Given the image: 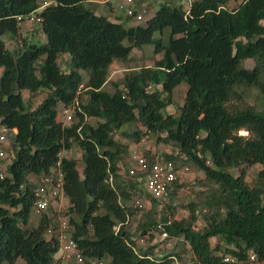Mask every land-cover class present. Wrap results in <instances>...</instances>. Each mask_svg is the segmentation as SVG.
<instances>
[{"label":"trees","instance_id":"1","mask_svg":"<svg viewBox=\"0 0 264 264\" xmlns=\"http://www.w3.org/2000/svg\"><path fill=\"white\" fill-rule=\"evenodd\" d=\"M231 1L166 0L144 24L126 26L120 15L97 14L85 0H50L39 12L40 0H0V124L16 129L9 136L14 157L0 176V264H59L58 213L49 208L27 226L35 201L31 177L56 167L68 199V232L83 264H187L186 246L188 264H247L250 253L264 264V0L229 7ZM32 12L41 17L42 44L21 33L24 20L36 22L26 19ZM5 34L20 44L8 48ZM144 45L160 57L108 79L115 62L128 64L132 50ZM64 54L68 72L59 64ZM247 59L254 61L250 68ZM182 82L183 103L175 106ZM251 87L261 108L230 107ZM44 89L35 107L23 96ZM76 101L72 120L61 121L59 106L63 111ZM170 105L176 112L165 111ZM150 134L179 154L147 148L141 152L149 163L158 155L180 161L200 171L199 184L208 187L196 192L197 200L174 204L185 185L174 182L165 197L151 198L132 227L145 208L129 205L135 186L125 169L129 144L117 136L137 144ZM74 147L79 159L60 157ZM255 164L261 168L248 180ZM179 207L187 214L178 217ZM155 232L161 242L176 239L174 248L158 253Z\"/></svg>","mask_w":264,"mask_h":264},{"label":"built area","instance_id":"2","mask_svg":"<svg viewBox=\"0 0 264 264\" xmlns=\"http://www.w3.org/2000/svg\"><path fill=\"white\" fill-rule=\"evenodd\" d=\"M193 1L186 0L188 4ZM140 2L141 0H121L117 9L124 12L125 16L127 15L131 19L141 22L149 18L151 13L144 5L139 6L138 3ZM47 4L48 1H44L35 12H39ZM18 18L20 19L21 17L19 16ZM26 19L40 22L41 17L36 16L32 12L26 16ZM118 72H120V69H110L108 79H111ZM77 103L76 101L72 108L63 109L64 121H69L72 118L73 110ZM15 131V128L11 129L6 125L0 124V176L4 175L6 167L14 157L9 136ZM3 144H7V146L3 147ZM164 150L166 152H173L176 155L179 154L178 151H173L169 146H166ZM61 154L62 152H60V157H63ZM180 156L183 155L180 154ZM125 169L127 177H130L135 183V186L132 188L130 205L137 211H140L146 207V200L165 197L168 190L172 188V184L176 181L181 182L190 168L187 164L172 159H165L162 155L156 156L155 160L149 163L146 156L138 148H134L128 154ZM31 181L36 183L33 211L35 213H41L52 208L54 212L58 213L59 223L56 232L52 230V227H49L46 232L48 236L55 232L59 242V248L55 254V258L60 260L59 264H83L85 258L78 248L77 243L70 237L67 218L65 215H60L66 212L68 206V199L65 197L62 187L63 174L61 170L56 167L46 175L39 176L38 178L31 177ZM140 241H142V238ZM224 260L227 262H236V258L230 255H226ZM89 262L90 264H104L103 259H91ZM247 264H258L255 254H249Z\"/></svg>","mask_w":264,"mask_h":264},{"label":"rangeland","instance_id":"3","mask_svg":"<svg viewBox=\"0 0 264 264\" xmlns=\"http://www.w3.org/2000/svg\"><path fill=\"white\" fill-rule=\"evenodd\" d=\"M44 1H50V0H40L41 4ZM166 0H141L140 5H144L145 7L148 8L149 12L151 13V15L155 12V10L160 6L161 3H163ZM180 1V0H177ZM240 0H232L228 6L229 7H233L236 6L238 4ZM121 2V0H85V3L87 6L92 7L95 12L97 14L100 15H105L112 18H115L117 15L115 14H122V21L124 22V24L130 25L131 23L135 24V23H140V24H144V21L141 22H137L135 19H129L128 21L125 19L126 16L124 14V12L119 11L118 8V4ZM182 2L185 4L186 1L182 0ZM149 13V14H150ZM21 33L23 36H25L27 38L28 41L30 42H34L37 44H42L45 42L46 37L45 34L42 31L41 25L39 22H28L27 20H24L21 24ZM157 35V33L155 34ZM3 38L6 40V44L7 47L10 49L16 48L20 42L17 41L16 38H11L8 34H5L3 36ZM68 56V54H66V57ZM132 56V61H130L128 64L127 63H121V62H115L113 64V66L110 69H120V72H118L117 74H114L112 76L113 79L118 78L119 76H121L122 72L124 70H126L129 67H140L141 65H151L154 61L155 58H159L160 55H155L153 52V47L151 45H144L142 48H134L132 50L131 53ZM69 57V56H68ZM60 66L62 68V70L64 72H68L69 71V67H68V63L66 58L64 57V55H61L60 57ZM254 64V61L251 59H247L245 61V63H243V65H245L246 67H252ZM80 72L82 73L83 77L86 79L87 77V73L85 70H80ZM111 78V79H112ZM106 88L110 89L109 84H106ZM187 89V84L185 82L180 83L174 91V101H175V106L176 105H182L183 103V97L184 94L186 92ZM242 89V88H240ZM46 90H42L38 93H36L33 96H30V94L27 91H23V96L25 98L26 101H30L32 107H35L37 104H39L41 102V100L43 99V97L46 94ZM174 105H170L166 108V112L168 113H174L176 112V109L174 107ZM230 107H234V108H242L245 106H251L254 108H261V100L259 97V93L257 91L256 88L251 87V88H247V90L244 92V96L241 97L240 99H233L231 100V102L229 103ZM61 105L59 106V116L58 118L63 121V114L61 113ZM72 120V119H70ZM64 122V121H63ZM65 122H69V121H65ZM132 128V126L130 125H126L124 126V129H130ZM239 134L241 135H247L248 131L245 129H240L239 130ZM121 141L128 143L129 144V150H133L134 148H138L140 151L145 150L147 148H150L151 150L154 151H162L165 146H162V144H159L156 142V138L154 135H146L144 137H142L141 141L137 144H135L134 142L130 141L129 139L123 138V137H119L117 136ZM11 144V143H10ZM7 144H3V147H6ZM62 156H68V157H73V158H77L79 159L81 156V152L79 149H77L76 147L71 148L70 150H64L62 151ZM128 155L124 156V161L126 162ZM83 166V163L79 162L78 165V169L79 171H81ZM189 166V165H188ZM190 168V166H189ZM261 168L260 164H255L253 165L248 173L247 179L251 180L253 177H255L256 173L258 172V170ZM234 173H236L235 170H233ZM202 174L200 171L195 170L194 168H190L189 171L185 174L184 179L182 180L185 185L183 187L180 188V190L177 192L176 195V199L174 204H186L188 202V200H190L191 198L193 200H197L198 198L196 197V192H199L201 190L206 189L208 186H202L201 184H199V179L202 178ZM181 181V182H182ZM169 201L168 199L166 200V202ZM131 202H129L130 205ZM151 202L150 200H146V207L144 210H142L141 212H137L135 214V216L130 220L131 226L134 227L137 222L141 219L144 218V215L146 213V211L150 208ZM53 210V209H51ZM201 211V209H200ZM65 213V212H64ZM64 213H61L60 215H64ZM187 211L185 208L179 207L178 208V214L177 216L180 217L182 215H186ZM39 217V213H35L33 210L31 212L30 215V219L27 223V226H32V225H36L37 220ZM155 218H158V215H154ZM203 225V221L201 218L198 219L197 221V226L196 227H201ZM156 241L160 244V247L158 250H160L158 253L162 252H167L170 251L174 248L175 244L177 243L176 239H169L166 241H160L163 236L159 235L158 233L155 232L154 234ZM216 239L213 237L211 238V244L213 245L215 243ZM187 251L185 253H183V257L185 260V263H190L192 254L191 252L188 250V247L186 246ZM19 263H21L22 261L19 260ZM3 264H8L6 262H4Z\"/></svg>","mask_w":264,"mask_h":264},{"label":"crops","instance_id":"4","mask_svg":"<svg viewBox=\"0 0 264 264\" xmlns=\"http://www.w3.org/2000/svg\"><path fill=\"white\" fill-rule=\"evenodd\" d=\"M139 4H140V3H138V5H139ZM115 15H117V16L120 15L121 17H123L122 14H115ZM117 16H116V17H117ZM113 19H114V18H113ZM64 57L66 58V60L68 59V56L66 57V54H64ZM1 71H2V68L0 67V74H1Z\"/></svg>","mask_w":264,"mask_h":264}]
</instances>
